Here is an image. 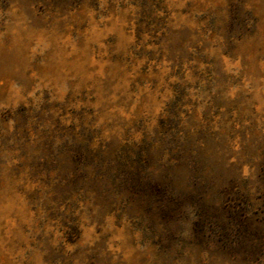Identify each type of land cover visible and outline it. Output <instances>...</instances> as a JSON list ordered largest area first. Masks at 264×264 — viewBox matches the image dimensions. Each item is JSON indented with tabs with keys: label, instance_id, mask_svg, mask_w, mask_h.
<instances>
[{
	"label": "rangeland",
	"instance_id": "rangeland-1",
	"mask_svg": "<svg viewBox=\"0 0 264 264\" xmlns=\"http://www.w3.org/2000/svg\"><path fill=\"white\" fill-rule=\"evenodd\" d=\"M0 264H264V0H0Z\"/></svg>",
	"mask_w": 264,
	"mask_h": 264
}]
</instances>
